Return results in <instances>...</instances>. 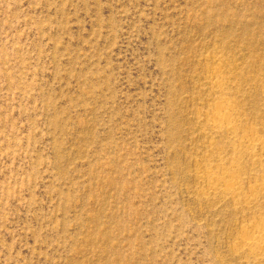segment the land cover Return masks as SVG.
I'll return each instance as SVG.
<instances>
[{
  "label": "rangeland",
  "instance_id": "1",
  "mask_svg": "<svg viewBox=\"0 0 264 264\" xmlns=\"http://www.w3.org/2000/svg\"><path fill=\"white\" fill-rule=\"evenodd\" d=\"M252 137L264 0H0V264H264Z\"/></svg>",
  "mask_w": 264,
  "mask_h": 264
},
{
  "label": "bare ground",
  "instance_id": "2",
  "mask_svg": "<svg viewBox=\"0 0 264 264\" xmlns=\"http://www.w3.org/2000/svg\"><path fill=\"white\" fill-rule=\"evenodd\" d=\"M226 108H222L213 113L212 120L210 121V129L217 132H232L234 129V123L229 116L228 112L225 110ZM247 150L250 151H258L260 155L264 156V144L259 143L255 138L248 139L246 142ZM244 146V145H243ZM256 148L258 150H256ZM252 154V153H251ZM256 156V155H255ZM255 162V161H254ZM223 178H217L213 176H209L207 178L208 182H222V185L225 187L222 188L221 193L225 195H236L238 193V188L234 185L233 181L229 179V181ZM212 191L218 190L217 188H212ZM251 231H248L246 237L241 238V245L244 247L249 254H253L255 256L264 254V232L261 230L262 225L258 223L255 225H250Z\"/></svg>",
  "mask_w": 264,
  "mask_h": 264
}]
</instances>
